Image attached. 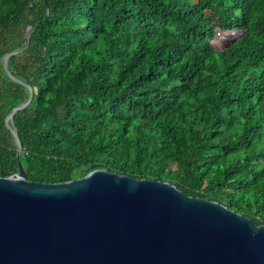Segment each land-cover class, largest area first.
<instances>
[{"label":"trees","instance_id":"trees-1","mask_svg":"<svg viewBox=\"0 0 264 264\" xmlns=\"http://www.w3.org/2000/svg\"><path fill=\"white\" fill-rule=\"evenodd\" d=\"M28 100L18 149L5 118ZM19 165L168 182L264 225V0H0V177Z\"/></svg>","mask_w":264,"mask_h":264},{"label":"water","instance_id":"water-1","mask_svg":"<svg viewBox=\"0 0 264 264\" xmlns=\"http://www.w3.org/2000/svg\"><path fill=\"white\" fill-rule=\"evenodd\" d=\"M28 102L5 118L18 149L8 122ZM0 264H264V225L168 182L93 170L45 184L19 165L0 177Z\"/></svg>","mask_w":264,"mask_h":264},{"label":"rangeland","instance_id":"rangeland-1","mask_svg":"<svg viewBox=\"0 0 264 264\" xmlns=\"http://www.w3.org/2000/svg\"><path fill=\"white\" fill-rule=\"evenodd\" d=\"M239 33L236 31L231 32H219L216 37L215 47L216 49H221L222 47H226L231 44L237 37Z\"/></svg>","mask_w":264,"mask_h":264}]
</instances>
